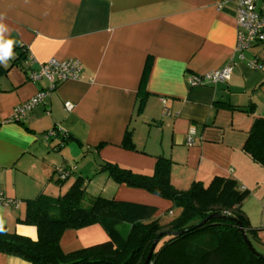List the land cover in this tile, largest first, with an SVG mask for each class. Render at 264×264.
I'll return each instance as SVG.
<instances>
[{
    "label": "crops",
    "instance_id": "obj_1",
    "mask_svg": "<svg viewBox=\"0 0 264 264\" xmlns=\"http://www.w3.org/2000/svg\"><path fill=\"white\" fill-rule=\"evenodd\" d=\"M0 26V43L14 42L11 57L0 62V191L19 202L0 204V227L9 233L37 240L35 227L17 222L25 218L26 201L63 196L78 179L89 198L153 207L155 219L179 216L171 201L99 174L103 162L152 176L157 160L165 158L178 191L194 183L207 187L219 177L235 180L252 196L264 195V168L244 153L254 121L264 119V46L244 60L235 53V0H0ZM22 46L34 69L51 60H78L84 72L17 123L11 122L16 108L50 86L28 80ZM256 59L262 69L250 68ZM231 62L228 83L188 85L189 76ZM66 103L74 109L66 111ZM54 129L72 140L63 143L58 135L46 142L44 135ZM126 133L135 151L122 148ZM61 168H75L64 183L57 181ZM108 241L95 225L66 231L60 248L68 254ZM0 264L29 263L0 253Z\"/></svg>",
    "mask_w": 264,
    "mask_h": 264
},
{
    "label": "trees",
    "instance_id": "obj_2",
    "mask_svg": "<svg viewBox=\"0 0 264 264\" xmlns=\"http://www.w3.org/2000/svg\"><path fill=\"white\" fill-rule=\"evenodd\" d=\"M20 49L25 62L28 51ZM149 72L150 62L139 90L141 105L147 96ZM60 136L63 143L72 140L67 134ZM122 148L135 151L130 133H126ZM244 153L264 168V119L254 121ZM171 166L169 159L159 158L154 174L144 176L103 162L98 173L107 174L119 185L171 201L181 210L176 218L163 221L154 218L158 211L153 207L89 198L83 179H78L63 196L40 195L26 201L25 218L17 222L35 227L38 238L32 240L0 227V253L29 264H144L154 241L162 235L150 264H264V256L254 246L259 231L251 228L243 210L249 191H241L235 180L219 177L207 187L194 183L188 191H178L171 184ZM57 181L65 182L59 178ZM237 221L256 254L245 243ZM95 225L105 231L107 243L63 253L60 241L66 231ZM178 233L183 234L168 236Z\"/></svg>",
    "mask_w": 264,
    "mask_h": 264
},
{
    "label": "built area",
    "instance_id": "obj_3",
    "mask_svg": "<svg viewBox=\"0 0 264 264\" xmlns=\"http://www.w3.org/2000/svg\"><path fill=\"white\" fill-rule=\"evenodd\" d=\"M237 3V44L235 53L240 60H244V55L257 48L264 46V0H235ZM24 47V46H22ZM35 61L28 54L25 61V68L28 80L38 83L42 80L49 82L50 86L46 91L38 93L34 98L18 106L14 112L11 122L19 123L31 110L44 104L45 99L50 96L55 89L68 81H80L83 79L84 68L78 60L58 61L51 60L46 64L39 65L34 69ZM252 69H262L261 62L256 59L249 62ZM233 62L224 68L212 71L203 75L189 76L186 80L190 87L215 86L228 83L233 73ZM165 103L164 100H162ZM64 109L68 112L74 109L72 103H66ZM188 145L192 146L194 141V131L190 133ZM60 135L58 129H54L44 135V140L49 142ZM75 168L57 170L58 178L62 181L68 180ZM0 204L4 207H17L19 202L5 197L0 191Z\"/></svg>",
    "mask_w": 264,
    "mask_h": 264
},
{
    "label": "rangeland",
    "instance_id": "obj_4",
    "mask_svg": "<svg viewBox=\"0 0 264 264\" xmlns=\"http://www.w3.org/2000/svg\"><path fill=\"white\" fill-rule=\"evenodd\" d=\"M244 211L247 217H249L251 228L259 231L258 239L254 241V246L264 256V195L258 194L252 196L249 193L245 201ZM162 219L163 221H169L172 219V214Z\"/></svg>",
    "mask_w": 264,
    "mask_h": 264
},
{
    "label": "water",
    "instance_id": "obj_5",
    "mask_svg": "<svg viewBox=\"0 0 264 264\" xmlns=\"http://www.w3.org/2000/svg\"><path fill=\"white\" fill-rule=\"evenodd\" d=\"M212 218H214V217H213V216L210 217V219H212ZM203 224H204V223H203ZM237 224H238V226H239V228H240V231H241V233H242V235H243V238H244L245 243L247 244V246L249 247V249L251 250V252H253V253L256 254L254 248H253L252 245H251V242H250L248 236H247L246 233H245V230L243 229L242 224H241L240 222H238V221H237ZM200 226H202V225H200ZM181 234H183V233H178V234H168V236H179V235H181ZM161 237H162V235H160L159 237H157V239L154 241V243H153V245H152V247H151V249H150V252H149V254H148V257H147V259H146V261H145L144 264H150V263H151L152 256H153L154 252L156 251L157 247H158L159 244H160Z\"/></svg>",
    "mask_w": 264,
    "mask_h": 264
},
{
    "label": "clouds",
    "instance_id": "obj_6",
    "mask_svg": "<svg viewBox=\"0 0 264 264\" xmlns=\"http://www.w3.org/2000/svg\"><path fill=\"white\" fill-rule=\"evenodd\" d=\"M3 30V26H0V31ZM13 43L14 42L11 39L3 40V42L0 43V62H3L7 60L8 57H11Z\"/></svg>",
    "mask_w": 264,
    "mask_h": 264
}]
</instances>
